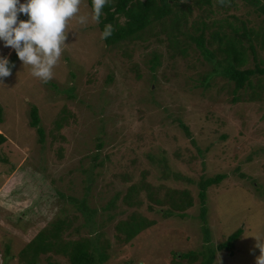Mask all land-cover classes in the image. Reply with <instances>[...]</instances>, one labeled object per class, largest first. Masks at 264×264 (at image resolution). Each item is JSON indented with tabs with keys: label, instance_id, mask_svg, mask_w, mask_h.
Listing matches in <instances>:
<instances>
[{
	"label": "rangeland",
	"instance_id": "1",
	"mask_svg": "<svg viewBox=\"0 0 264 264\" xmlns=\"http://www.w3.org/2000/svg\"><path fill=\"white\" fill-rule=\"evenodd\" d=\"M181 2L190 6V0ZM211 10L206 22L237 25L248 20L247 28L264 25L262 17L247 14L248 7L240 0L228 8L213 5ZM90 13L87 6L81 7V15ZM199 15L191 9L180 29L177 39L183 48ZM67 30V46L50 82L33 77L19 59L11 76L0 81V133L5 137L0 146V264H23L18 251L56 217L75 216L73 226H80V212L66 199H81L85 193L87 207L95 210L100 241L107 242L102 264H199L201 258L189 263L179 255L204 248L196 183L217 174L225 178L208 188L205 198L207 246L222 243L237 229L241 234L231 255L216 252L212 264H256L261 255L256 245H264V75L259 77L262 90L256 91L259 99L249 101L243 95L247 88L242 100L231 102L225 79L215 76L206 90L199 86L212 65L198 50L199 57L195 54L192 42L185 40L187 52L181 58L168 48L163 35L108 48L90 19L87 26L69 20ZM13 51L0 41V57L8 59ZM258 55L263 62L258 67L263 69L264 53ZM255 63L257 59L248 60L241 68H253ZM256 83L251 78V85ZM30 107L38 110L42 143L28 126ZM96 137L102 144L95 160L99 165L90 184H83L80 170L90 165ZM39 176L41 196L42 189L37 192L33 184ZM140 182L154 190L161 187L156 200L165 191L184 190L192 207L182 218L167 216L164 211L169 207L147 201L141 190V205L126 208L121 196L128 185ZM53 191L65 199L56 198ZM131 210L153 224L125 243L114 224ZM87 235L79 227L71 238ZM4 245L9 246L7 254ZM47 260L67 264L50 252L39 256V264Z\"/></svg>",
	"mask_w": 264,
	"mask_h": 264
},
{
	"label": "trees",
	"instance_id": "2",
	"mask_svg": "<svg viewBox=\"0 0 264 264\" xmlns=\"http://www.w3.org/2000/svg\"><path fill=\"white\" fill-rule=\"evenodd\" d=\"M87 9L91 12V0H85ZM182 0H112L111 4L105 7L104 15L101 17L100 23L97 24L98 34L101 35L106 24L113 25L115 31L112 36L102 43L108 48L115 45L131 44L138 40H143L158 35H163L173 53L181 58L186 56L185 40L194 44V52L212 65L211 70L207 71L200 78L199 86L206 90L211 87L215 76L225 79L226 85L230 90L232 97L231 102H236L241 99L244 89L249 90L243 95L248 96V100H256L260 95L256 91H261L259 77H263L264 68L258 66L263 65L260 58L261 53H264V25L252 24L247 28L250 21H239L238 24H232L228 21H210L206 22L209 14H212L211 7L214 5L217 8H228L234 5V0H226V5H220L217 0H190V6H184ZM248 7L247 14L253 13L257 17H262L264 22V0H240ZM196 9L200 15L196 21L192 23L193 33L186 34L181 46L177 37L182 33L181 28H185L187 17L190 15L191 9ZM114 9V10H113ZM26 15H19V20L26 21ZM123 19L120 23L119 20ZM229 29L226 33L225 29ZM208 32L207 36L204 34ZM246 43V47L243 46ZM211 46H215L213 49ZM199 57V56H198ZM195 58V57H193ZM15 51L9 56L8 60L15 65L17 61ZM258 60L253 68H241L248 60ZM156 61L151 64V70L155 67ZM251 78H255L257 83L251 85ZM231 85V86H230ZM252 90V91H251ZM69 91V92H68ZM67 92L70 93L71 89ZM221 91V88L220 90ZM240 96V97H239ZM71 97V95H69ZM234 97V98H233ZM242 100V99H241ZM1 113V111H0ZM178 125L182 128L184 134L188 136L187 128L178 121ZM28 126L32 128L36 134L38 143H42L43 130L40 126V118L38 110L35 107H30ZM59 123H55V128L58 129ZM189 137V136H188ZM96 151L90 157V165L87 168H81L80 173L83 176L82 183L90 184L91 174L95 165V160L98 157V151L102 144L99 137H96ZM5 142V137L0 133V146ZM193 144V143H192ZM198 152H200L198 150ZM32 174L29 175V177ZM42 177V176H41ZM34 178L33 184L35 190L39 192L42 188L38 185L42 183V178ZM224 175L217 174L212 177L202 178L197 184V201H198V218L201 223V231L203 234L204 248L200 252H188L180 254L181 260L194 262L197 258H201L199 264H212L216 252L226 251L227 255H231L234 242L241 234V230L237 229L225 241L212 247L207 246L208 230L205 222V198L206 191L210 187L217 186L223 179ZM244 178H247L244 176ZM31 180V178H29ZM250 181H254L251 179ZM40 182V183H39ZM32 183V182H30ZM29 183V184H30ZM44 187V186H43ZM87 191L88 188L84 187ZM145 190V199L151 203H165L169 208L164 211L167 216H177L182 218L185 210L192 207L193 200L189 193L180 190L165 191L161 200H156L157 192L142 182L138 185H128L125 192L121 196L120 202L126 208L137 207L141 205V200L138 199V192ZM58 199H65V196L60 192L53 191ZM43 194V189L39 193ZM85 195L81 199L68 197L66 200L72 203L74 208L78 210L83 218V223L79 226H73L77 217L73 216L71 220L66 218H58L49 221L45 226L41 227L37 233L31 238L28 243L18 251V259L23 264H39V256L45 255L48 252L59 255L65 258L67 264H102L106 259L105 250L107 242L100 241L101 234L96 231V226L93 216L95 210H91L86 205ZM38 196V195H37ZM40 198V197H38ZM114 207L110 208L113 209ZM111 216L109 217V219ZM153 223L147 221L135 210L126 213L123 218L118 219L114 224V229L122 235V241L127 243L133 238H137L141 232L145 231ZM79 227L86 229L87 236H79L71 238V235H78ZM95 229V230H94ZM9 252V246L4 245V253ZM46 264L51 263L48 260ZM178 264V263H177Z\"/></svg>",
	"mask_w": 264,
	"mask_h": 264
},
{
	"label": "clouds",
	"instance_id": "3",
	"mask_svg": "<svg viewBox=\"0 0 264 264\" xmlns=\"http://www.w3.org/2000/svg\"><path fill=\"white\" fill-rule=\"evenodd\" d=\"M112 0H91V13L80 14L86 7L85 0H0V41L4 47L15 51L23 66H29L31 75L47 84L54 78V69L61 61L67 39V24L75 19L87 26L89 19L100 23L104 9ZM224 6L226 0H217ZM114 10V9H113ZM26 15V21L19 15ZM115 31L113 25L106 24L100 39L106 40ZM7 58L0 57V81L11 76L12 68ZM2 85V83H0ZM70 86V85H69ZM261 255L256 264H264V245L257 244Z\"/></svg>",
	"mask_w": 264,
	"mask_h": 264
}]
</instances>
